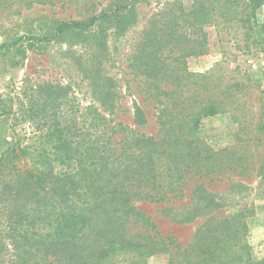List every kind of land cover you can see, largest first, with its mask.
Segmentation results:
<instances>
[{
  "label": "trees",
  "instance_id": "obj_1",
  "mask_svg": "<svg viewBox=\"0 0 264 264\" xmlns=\"http://www.w3.org/2000/svg\"><path fill=\"white\" fill-rule=\"evenodd\" d=\"M138 1L112 0L88 18L56 21L45 36L0 43L7 54L76 35L84 47L77 67L92 97L76 104L69 85L26 78L0 105L18 129L0 152V254L12 256L9 264H147L156 254L165 264H236L246 247L242 213L221 216L224 202L205 183L234 170L236 159L198 133L204 116L229 105L231 85L189 71L186 61L207 52L211 24L245 29L263 49L264 26L252 24L263 0H193L190 10L172 1L146 19L124 57L153 101L154 134L115 120L117 85L105 67L114 57L109 40L137 23ZM132 122L147 123L136 101ZM135 200L163 203L177 223L203 220L181 244L162 235Z\"/></svg>",
  "mask_w": 264,
  "mask_h": 264
},
{
  "label": "rangeland",
  "instance_id": "obj_2",
  "mask_svg": "<svg viewBox=\"0 0 264 264\" xmlns=\"http://www.w3.org/2000/svg\"><path fill=\"white\" fill-rule=\"evenodd\" d=\"M11 1L0 5V43L22 36H45L56 21L88 18L112 0ZM172 1L180 2L186 10H190L193 0H139L137 23L123 38L109 40L114 57L113 63L108 62L105 67L117 85L118 95L113 111L115 120L147 134H154L158 129L153 101L142 91L139 78L125 67L124 54L130 50L146 19ZM243 8L244 5H238L237 14ZM254 17L257 24H252L259 31V25L264 26V0ZM244 31L211 24L206 27L207 52L189 57L186 61L189 71L209 72L222 85H231L233 95L229 105L213 115L204 116L198 133L214 150L229 147V152L236 159L234 170L221 173L212 182H205L206 187L224 202L216 210L221 216L241 212L246 220V247L236 252L240 256L236 264H248L250 259L264 261V48H261V44L252 43V38L247 39ZM251 33L256 34L254 30ZM80 44L76 35L68 33L33 47H21L20 52L4 54L1 51L0 105L7 106L8 97L25 83L26 78L31 82L49 81L69 85L76 104L85 106L90 103V87L77 67V61H80L77 57L80 50H84ZM134 101L142 106L147 116V123L138 127L132 122ZM12 118L10 113L0 114V152L14 143V132L18 129L14 131ZM25 127L27 131L31 129L28 124ZM134 204L156 224L162 235L173 236L181 244L190 239L203 220L197 218L191 222L177 223L171 219V211H162L163 203L135 200ZM10 258V254L2 252L0 264H9ZM147 264H165V259L156 254L147 258Z\"/></svg>",
  "mask_w": 264,
  "mask_h": 264
}]
</instances>
